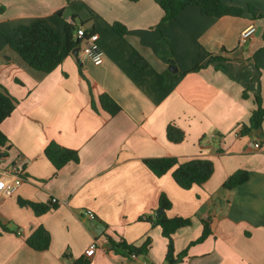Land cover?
Masks as SVG:
<instances>
[{
    "label": "crops",
    "instance_id": "crops-1",
    "mask_svg": "<svg viewBox=\"0 0 264 264\" xmlns=\"http://www.w3.org/2000/svg\"><path fill=\"white\" fill-rule=\"evenodd\" d=\"M223 1L242 7V15L206 16L189 5L161 23L156 0H0V86L16 100L1 123L8 142L0 151V179H22L12 193H0V264H77L81 258L87 264H166L168 239L159 225L140 218L157 213L162 192L172 203L168 217L191 218L173 233L174 255L187 248L175 264H264V119L261 127L242 129L257 95L264 107V0ZM73 16L79 29L99 34L100 64L70 54L54 70L41 71L5 40L36 19L62 33ZM114 22L126 26L124 34ZM251 23L254 36L240 44V32ZM135 51L149 62L144 70L131 63ZM102 93L121 110L109 114L99 102ZM171 121L185 130L183 141L168 140ZM52 141L76 149L79 161L57 169L45 155ZM166 156L207 158L214 171L202 185L185 189L171 171L157 176L144 162ZM238 169L249 172L248 180L225 187ZM19 199L51 208L38 215ZM86 209L105 225L102 234L94 232ZM204 221L209 235L190 244ZM39 226L51 235L45 250L26 242ZM107 235L136 246L147 238L151 243L131 257L112 248ZM95 239L94 254L86 256Z\"/></svg>",
    "mask_w": 264,
    "mask_h": 264
},
{
    "label": "trees",
    "instance_id": "trees-1",
    "mask_svg": "<svg viewBox=\"0 0 264 264\" xmlns=\"http://www.w3.org/2000/svg\"><path fill=\"white\" fill-rule=\"evenodd\" d=\"M67 1L69 2V0ZM156 2L163 10L161 23L175 18L189 5L197 6L201 13L206 16H241L243 13L242 7L227 4L223 0H156ZM249 8L251 9V7ZM75 18L76 16H73L74 21L64 24L62 33L49 26L44 20L36 19L29 24L19 26L14 34L6 36L5 40L31 67L50 72L59 66L63 60L71 54L72 50L80 44L81 38L77 37L75 34L79 29V25L75 23ZM112 27L120 34H124L126 31V26L120 22H114ZM216 58H219V56L211 55V60ZM130 60L138 71L144 70L149 66L147 59L138 51L133 52ZM202 67H204V65L200 64L195 66L193 70H199ZM81 74L83 75L82 71ZM161 74L163 75V79L167 82L168 80L165 76V72ZM99 102L111 115L121 110L120 104L108 93H102L99 96ZM256 104L257 107L252 111L249 122L242 126V129L246 132L261 127L262 125L264 107L260 95L256 96ZM15 106V98L5 88L0 86V151L4 150L8 142V137L1 129V123L11 115ZM92 106L96 109L94 101ZM166 135L168 140L174 143L181 142L186 137L185 130L172 121L167 124ZM45 155L57 169L61 168L69 161H79V154L76 149L61 146L55 141H52L46 146ZM144 162L157 176L171 171L177 184L185 189L191 188L194 184L202 185L211 177L214 171L213 161L201 157L192 158L185 162H179L178 159L173 156L152 157L144 159ZM248 178L249 172L247 170L238 169L225 180L224 186L232 188L244 183ZM19 203L21 205L30 206L38 215L47 212L51 208V204L44 202L19 199ZM171 204V200L162 192L159 197V206L164 209V212L161 214L155 213L154 216L146 214L140 217L141 219L153 221L155 224L159 225L162 234L168 239L165 257L166 264H175L186 256L187 248L183 249L177 255H174L173 233L177 229L191 224L190 217H168L165 210L169 209ZM203 223L204 227L201 235L190 244L200 242L209 235V223L207 221ZM107 238L112 248L120 252H126L131 257H133V255L137 257L140 254H144L151 243L150 238H147L141 246L126 243L124 240L116 241L109 235H107ZM26 242L35 250H45L50 245L51 235L44 226H39L26 239ZM76 263L87 264L88 258L78 259Z\"/></svg>",
    "mask_w": 264,
    "mask_h": 264
},
{
    "label": "built area",
    "instance_id": "built-area-1",
    "mask_svg": "<svg viewBox=\"0 0 264 264\" xmlns=\"http://www.w3.org/2000/svg\"><path fill=\"white\" fill-rule=\"evenodd\" d=\"M256 32V25L254 23L249 24L247 27L242 29L239 36V43L244 44L248 42ZM77 37H80V51H79V58L81 60H91L95 64H100L103 61L104 52L99 44V34L96 32H84L83 30L78 29L75 33ZM253 147L259 148L260 143L258 141L253 142ZM2 154L0 153V159ZM17 168H15V171ZM21 177L17 174L16 178L11 183H6L3 179H0V193L10 194L12 193L20 184ZM53 202H57L58 198L53 197ZM86 215L92 219L96 220L97 216L96 213L92 209H86ZM98 246V239H95L91 245L86 249L85 255L91 256L94 254L96 248ZM135 257V255H133Z\"/></svg>",
    "mask_w": 264,
    "mask_h": 264
},
{
    "label": "water",
    "instance_id": "water-1",
    "mask_svg": "<svg viewBox=\"0 0 264 264\" xmlns=\"http://www.w3.org/2000/svg\"><path fill=\"white\" fill-rule=\"evenodd\" d=\"M79 51H80V47L77 46L75 47L71 54L74 55V57H76L78 59V56H79ZM172 66H175V65H171L170 66V69L172 68ZM164 212V209L162 207H160L158 210H157V214H161ZM91 226L93 227V230L94 232L97 234V235H100L104 230H105V225L103 224H100L98 222H95V220H92L91 221Z\"/></svg>",
    "mask_w": 264,
    "mask_h": 264
},
{
    "label": "rangeland",
    "instance_id": "rangeland-1",
    "mask_svg": "<svg viewBox=\"0 0 264 264\" xmlns=\"http://www.w3.org/2000/svg\"><path fill=\"white\" fill-rule=\"evenodd\" d=\"M63 32V31H62Z\"/></svg>",
    "mask_w": 264,
    "mask_h": 264
}]
</instances>
